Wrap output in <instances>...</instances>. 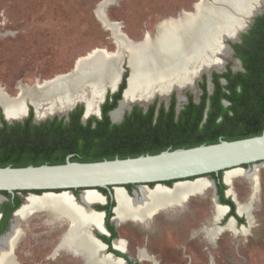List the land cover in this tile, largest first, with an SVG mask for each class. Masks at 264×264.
Wrapping results in <instances>:
<instances>
[{
  "label": "rangeland",
  "instance_id": "1",
  "mask_svg": "<svg viewBox=\"0 0 264 264\" xmlns=\"http://www.w3.org/2000/svg\"><path fill=\"white\" fill-rule=\"evenodd\" d=\"M200 1L0 0V90L15 97L21 87H33L36 82L71 73L79 59L96 50L105 51L107 55H117L116 37L111 29L105 26L104 20L116 25L121 35L137 43L143 41L147 35L154 37L156 26L160 22L179 19L186 12L195 13ZM210 5L220 8L213 6V3ZM243 34L245 33L240 32L238 37ZM230 40L223 38L218 42L229 47L230 57L225 58L224 55L217 57L224 60V71L230 66L233 72H237L242 68L230 48L236 42ZM119 62L121 84L125 75L129 77L131 69L126 58L120 59ZM216 71L221 72L215 68L207 73L201 72L193 81L197 92L187 88L183 94L185 96L183 103L179 102L178 92L174 90L164 98L159 95L151 97L146 100L145 105L133 104L127 112L134 107L151 106L155 102L158 105L164 103L169 106L172 98L176 99L178 110H181L188 102L189 94L196 101L199 100L201 94L199 84L208 79L207 74L211 73L212 76L217 73ZM110 74V77H114L111 72ZM115 93L117 91L112 93L108 89L106 94ZM79 105L86 109V103L82 101L77 102L70 111L68 110L69 112L63 114L53 112L46 117H38L35 108L28 102L27 115L22 120L27 119L30 112L34 115L35 124L53 119L60 120L66 118ZM0 115L5 119L1 105ZM93 117L97 118L93 114L88 119ZM14 122L18 123V120ZM255 167L259 168L256 170ZM241 169L252 172L250 175L257 174L256 190L244 176L232 179L230 186L224 185L228 199H233L237 204L238 213L242 217L237 216L244 220L243 225L237 224L236 220L234 225L229 219V211L226 213V208L224 214L218 217L215 206L216 191L211 183L203 194L190 197L179 208L169 207L157 214L149 224L129 221L122 223L118 228L111 222L117 231L118 241L129 247L130 255L134 258L131 262L264 264V162ZM193 181L195 180L180 183ZM159 185L171 189L175 186L174 184L168 186L165 183L148 187L154 189ZM19 196L23 199L24 205L27 195ZM115 205L117 206V201ZM243 208L245 211L241 210L240 213L239 210ZM113 215L115 216L114 210ZM17 227L22 232L18 250H15L17 264H88L84 259L75 258L76 256L65 251L56 255L62 237L69 230V224L66 222H56L48 215L40 213L20 220ZM93 232L99 236L97 231ZM106 256L105 253L104 257ZM100 263L99 261L96 264Z\"/></svg>",
  "mask_w": 264,
  "mask_h": 264
},
{
  "label": "bare ground",
  "instance_id": "2",
  "mask_svg": "<svg viewBox=\"0 0 264 264\" xmlns=\"http://www.w3.org/2000/svg\"><path fill=\"white\" fill-rule=\"evenodd\" d=\"M212 1L214 2L200 1L202 3L197 4L195 13L186 12L179 19L160 22L156 26L154 37L147 35L137 43L121 35L116 25L104 20L105 26L116 37V57L96 50L79 59L71 73L36 82L33 87H21L15 97L1 89L0 105L5 117L12 122L22 120L27 115L28 102L35 108L38 117H46L53 112L66 113L77 102L82 101L86 103L87 119L93 114L99 116L107 90H113L119 84L121 69L118 65L124 56H127L131 76L128 89L117 108L111 112L113 122H120L133 104L145 105L146 100L151 97L159 95L164 98L174 90L178 92L179 102L183 103V94L187 88L196 91L193 81L201 72H209L212 68L224 71V60L217 56L224 55L228 58L230 51L228 46H222L218 42L223 38L238 42L240 32L245 33L255 16L264 10V0ZM211 3L220 8L212 7ZM107 56L113 59L108 60ZM110 72L114 77H110ZM258 168L255 167L256 170ZM250 173L241 168L234 169L225 172L224 179L230 186L232 179L244 176L256 190L257 174ZM210 185L209 179H198L176 184L172 189L161 185L154 189L140 186L131 197L122 188H116L117 206L114 208L115 216L112 221L118 228L129 221L149 224L160 212L169 207L179 208L190 197L203 194ZM4 200L6 199L0 195V204ZM104 203L105 199L96 191L82 192L78 202L69 192L43 197L28 196L25 204L15 212L9 231L0 240V264H17L12 256L15 243L22 235L17 223L40 213L56 222L69 224V230L62 237L56 255L61 251H68L88 264L99 261L100 264H124L122 259H116L113 254L104 257L106 247L93 232L107 234L103 214L92 209L94 205ZM218 205L217 213L220 217L224 214L225 207ZM241 210L245 211V208L240 209V213ZM114 245L119 251L123 250L122 253L126 252L123 242L115 241Z\"/></svg>",
  "mask_w": 264,
  "mask_h": 264
},
{
  "label": "trees",
  "instance_id": "3",
  "mask_svg": "<svg viewBox=\"0 0 264 264\" xmlns=\"http://www.w3.org/2000/svg\"><path fill=\"white\" fill-rule=\"evenodd\" d=\"M232 47L236 57L242 61L244 72L214 73L212 94H208L204 82L201 84V100L195 103L189 94L188 104L178 114L176 99L172 98L168 109L164 103L158 108L157 102L149 106L146 113L142 108L134 107L121 123H112L109 112L116 109L118 101L122 99L127 86L125 75L119 91L107 95L101 106V119L93 117L84 123L82 105L69 113V120L53 119L41 124L33 123L32 112L24 122L14 125H9L0 115V167L61 165L66 163L68 156H72L73 162L82 163L135 158L156 155L166 150L217 144L221 140L234 141L261 136L264 131V14L255 18L248 33L242 35V42L234 43ZM223 78L226 84L221 83ZM224 101L230 104L225 106ZM210 177L220 182L218 192L222 203L230 206L229 217L244 223L236 214L234 202L225 199L226 187L221 182L223 172L219 176L211 174ZM166 184L171 186L173 182ZM125 187L131 190L135 186ZM98 191L108 197L105 189ZM0 193L8 198V202L1 207L2 235L13 213L23 204L19 195H27L28 192L17 193L15 197L7 192ZM114 207L115 202H111L99 208V211H107L106 226L112 234L110 238H99L109 245L110 252L124 257L111 248L112 240L117 238V231L110 223Z\"/></svg>",
  "mask_w": 264,
  "mask_h": 264
},
{
  "label": "water",
  "instance_id": "4",
  "mask_svg": "<svg viewBox=\"0 0 264 264\" xmlns=\"http://www.w3.org/2000/svg\"><path fill=\"white\" fill-rule=\"evenodd\" d=\"M201 1L204 2V0ZM209 1L214 2L212 0ZM263 14L264 10L260 12V14L255 16V18ZM255 18L253 19L252 24L254 23ZM250 28L251 26L249 27V29ZM249 29L245 33H247ZM241 40L242 39L240 37V40L236 43H240ZM230 48L234 53V50L231 46ZM114 57H116V55ZM126 57L127 56H124L122 60H124ZM106 59L111 60L113 58L108 57ZM237 60L241 65V61L239 59ZM224 72H217V74H223ZM130 76L131 73L127 78V86L126 89L123 91V94L128 89V81ZM212 76L211 73L207 74L208 89L210 93H212L213 90ZM120 81L121 77L119 80V86L117 84L116 88L111 90L112 93L119 91V87L121 85ZM221 83L226 84V80L221 79ZM148 108L149 106L145 107L144 110L147 111ZM178 109L179 105L177 106V110ZM179 111L180 110H178V112ZM111 112L109 113L110 117ZM68 116L66 117V119H68ZM101 117L102 110L100 109V113L99 116H97V119H101ZM123 119L124 116L122 120ZM5 120L8 122L9 125L16 124V122L8 121L6 117ZM87 120L88 119L86 118L85 109L83 121L87 122ZM122 120L120 122H122ZM22 121L19 120L18 123H22ZM71 157L72 156H68L66 163L61 165L44 164L41 166H27L22 168H14L12 166L0 167V192H7L12 197H15L16 194L20 192H28L27 197L30 195L43 197L47 194L58 195L64 192H69L73 196V198L76 199V201L78 202L82 196V192L96 191L105 199V203L100 204L101 206H104L107 202L108 197L111 202H115L116 188H122L123 190H125L126 194L130 196L125 186L133 185L137 187H148L150 184H165L167 182H173V184L176 185L182 181L208 179L211 174L219 176L220 173L223 172L224 175V173L227 171L263 163L264 131L261 136H256L252 138L234 141L221 140L217 144L200 145L188 149L166 150L156 155H142L135 158H117L114 160H104L101 162L82 163L73 162L71 160ZM209 181L215 188V182L213 181V179H209ZM223 184L227 185L224 176ZM166 188L168 189L169 187ZM98 189H105L108 193V197L103 193L99 192ZM36 191H40L42 193H33ZM75 191H79V196L75 195ZM3 197L6 199L5 196ZM215 199L217 201L216 196ZM232 201L234 202L233 199ZM234 204L236 206V214L239 217H242V215L238 213L237 204L235 202ZM219 205L227 209L226 213H228V211L230 210L229 206H223L222 204ZM96 206H98V204L93 206L92 209L96 212H100L103 214V224L107 231V234H99L110 238L111 233L109 232L106 226V213L104 211H98L95 208ZM15 212L13 213L12 218ZM12 218L10 219L8 229L10 228ZM235 220L236 219L234 217L230 218V221H233L234 225L236 223ZM111 222L112 218L110 220V223ZM4 234L2 235V237L4 236ZM116 239L117 238L113 239L111 243L114 250L116 249L113 243ZM20 240L21 236L15 243V246L12 250V256H15L14 250ZM99 240L103 242L100 238ZM103 244L106 246V249L108 251L109 245L104 242ZM129 259L131 260V258ZM125 262L127 263V260H125Z\"/></svg>",
  "mask_w": 264,
  "mask_h": 264
},
{
  "label": "flooded vegetation",
  "instance_id": "5",
  "mask_svg": "<svg viewBox=\"0 0 264 264\" xmlns=\"http://www.w3.org/2000/svg\"><path fill=\"white\" fill-rule=\"evenodd\" d=\"M248 33V32H247ZM246 34V33H245ZM241 39H242V35H241ZM241 42H242V40H241ZM240 42V43H241ZM240 43H237V44H240ZM234 44V43H233ZM231 47H232V45H231ZM232 49H233V47H232ZM234 50V49H233ZM234 57L236 58V59H238L237 57H236V55H235V51H234ZM240 60V59H239ZM241 61V60H240ZM229 68L227 69V71H230V72H232L233 74H235V73H238V72H244V67H243V65H242V61H241V65H240V67L242 68L240 71H237V72H233L231 69H230V66H228ZM226 71V72H227ZM207 73V72H206ZM225 73V72H224ZM224 79V78H223ZM206 83V86H207V92H208V94L209 95H211L212 93H210V91H209V89H208V79H205L204 81H202L200 84H199V87H200V89H201V84H203V83ZM201 91H202V93L200 94V96H199V100L198 101H196L194 98H193V101L195 102V103H198L200 100H201V96H202V94H203V90L201 89ZM107 95V94H106ZM172 100V99H171ZM171 102V101H170ZM188 102H189V98H188ZM188 102L185 104V105H187L188 104ZM208 103H209V101H208ZM230 103L229 102H227V101H224V105L225 106H228ZM103 105V104H102ZM101 105V106H102ZM184 105V106H185ZM159 106L160 105H158V108H159ZM164 106H165V108L166 109H168V107L170 106V104H169V106H167L166 104H164ZM177 101H176V112H177V114L180 112H178V110H177ZM184 108V107H183ZM143 109V111H144V113H146L147 111H145L144 110V108H142ZM133 110V109H132ZM131 110V111H132ZM113 111V110H112ZM130 111V112H131ZM111 112V111H110ZM109 112V113H110ZM130 112H127L126 114H129ZM84 113H85V109H84ZM125 114V115H126ZM84 115V114H83ZM124 115V116H125ZM97 116V115H96ZM109 117H110V115H109ZM102 118V117H101ZM110 119H111V121H112V118L110 117ZM65 120H69V116H68V119H66L65 118ZM82 121H83V117H82ZM123 121V120H122ZM1 122V121H0ZM24 122V121H23ZM8 123V122H7ZM33 123L35 124V122H34V119H33ZM84 123H86V122H84ZM113 123V122H112ZM121 123V122H120ZM224 176V175H223ZM211 179H213V181L215 182V196L217 197V201H216V199H215V206H217L218 204L217 203H219V204H222L223 206H228V205H226V204H223L222 203V198H221V196L219 195V192H218V184L220 183L219 182V180L218 179H215V178H212L211 177ZM221 182L223 183V177H222V179H221ZM224 185V184H223ZM225 186V185H224ZM135 188H139V187H137V186H135V187H133L131 190H128L127 188H126V190L129 192V195H130V197H131V195L134 193V191L136 190ZM226 191H227V189H226ZM226 191H225V199H228V197H227V195H226ZM77 191H75V195L76 196H79V194H78V192L76 193ZM0 195H2L1 193H0ZM28 195V194H27ZM4 196V195H3ZM6 197V196H5ZM232 201V200H231ZM5 202H8V198L6 197V201H4V202H2L1 204H0V214H1V218H0V224H1V221H2V218H3V213H2V211H1V207H2V205L5 203ZM111 204V201L107 198V202H106V204L104 205V206H108V205H110ZM104 206H96L95 208H97L98 209V211L100 210L99 208L100 207H104ZM219 206V205H218ZM230 207V206H229ZM231 210V209H230ZM230 210H229V213H230ZM101 211H104L105 213H106V216H107V211L106 210H101ZM229 215V214H228ZM113 217H114V215H113ZM113 217H112V220H113ZM232 217V216H231ZM231 217H229V219L231 218ZM12 218V217H11ZM235 218V217H234ZM236 219V218H235ZM236 221H237V224L239 223V224H241L237 219H236ZM9 222H10V220H9ZM113 222V221H112ZM221 223V222H220ZM244 223H242V225H243ZM8 227H9V225H8ZM8 227H7V229H8ZM7 229H6V231H7ZM5 231V232H6ZM4 232V233H5ZM110 232V231H109ZM3 233V234H4ZM7 233V232H6ZM5 233V234H6ZM111 233V232H110ZM2 234V235H3ZM4 234V235H5ZM104 234V233H103ZM106 234V233H105ZM2 235H0V238L2 237ZM25 236V235H24ZM99 236H102V235H100L99 234ZM99 236L96 234V237L99 239ZM111 236H112V234H111ZM107 238V237H106ZM101 239V238H100ZM1 240V239H0ZM102 240V239H101ZM103 241V240H102ZM115 241H118V238L115 240ZM104 242V241H103ZM104 243H106V242H104ZM19 244V243H18ZM107 244V243H106ZM108 245V244H107ZM113 245H114V243H113ZM106 247V246H105ZM114 247H115V249L116 250H118L117 248H116V246L114 245ZM18 248V245H17V247L15 248V250ZM111 248L113 249V247H112V244H111ZM106 249V248H105ZM15 250H14V255H15ZM114 250V249H113ZM125 250H126V252H124L125 253V255H123L124 253H122L121 251H123V250H118L119 252H121L120 254L122 255V256H124V257H117L116 255V259H122L121 261H123L124 262V264H134L133 262H131V260H133L134 258L130 255V249H129V247H127V246H125ZM66 253H68V254H71V255H74L73 253H69L68 251H65ZM105 253L107 254V255H111L112 254V252L110 253V251L108 250L107 251V249L105 250ZM58 255V254H57ZM114 255V254H113ZM75 256V255H74ZM15 257V256H14ZM75 258H77V257H75ZM124 258V259H123ZM129 258H131V260L129 259ZM149 259H151V257H149ZM16 260V259H15ZM125 260H127V263L125 262Z\"/></svg>",
  "mask_w": 264,
  "mask_h": 264
}]
</instances>
